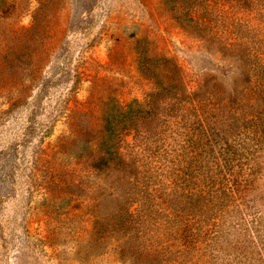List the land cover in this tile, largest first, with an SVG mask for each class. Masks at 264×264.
<instances>
[{"label": "rangeland", "instance_id": "1", "mask_svg": "<svg viewBox=\"0 0 264 264\" xmlns=\"http://www.w3.org/2000/svg\"><path fill=\"white\" fill-rule=\"evenodd\" d=\"M237 53L264 61V0H0V264H155L137 252L160 247L169 264H264L262 162L238 208L201 223L198 250L155 232L146 95L231 83ZM122 112L118 171L101 134Z\"/></svg>", "mask_w": 264, "mask_h": 264}, {"label": "trees", "instance_id": "2", "mask_svg": "<svg viewBox=\"0 0 264 264\" xmlns=\"http://www.w3.org/2000/svg\"><path fill=\"white\" fill-rule=\"evenodd\" d=\"M234 61L246 68L231 83L212 74L196 88L180 84L167 98L170 92L161 86L145 98V107L155 108V232L171 233L183 251L199 249L201 223L216 225L238 208L236 200L245 197L264 163V61L243 53ZM122 115L104 122L101 134L112 141L104 143L103 153L118 171L125 160L117 144L129 121L128 112ZM119 210L123 213L116 214L120 221L110 223L112 229H124L122 215L131 214L125 206ZM124 240L119 236L112 244L119 257L126 250ZM161 250L155 249V258L150 251L137 253L169 264Z\"/></svg>", "mask_w": 264, "mask_h": 264}]
</instances>
